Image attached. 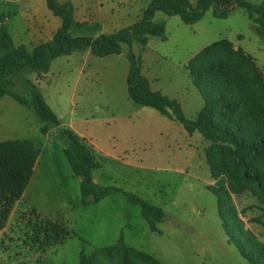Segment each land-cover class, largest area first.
<instances>
[{
	"label": "rangeland",
	"instance_id": "rangeland-1",
	"mask_svg": "<svg viewBox=\"0 0 264 264\" xmlns=\"http://www.w3.org/2000/svg\"><path fill=\"white\" fill-rule=\"evenodd\" d=\"M56 1L70 2L79 10L109 8L119 16L122 28L136 22L151 2ZM246 1L257 5L263 0ZM27 8L33 9L36 18L50 14L45 0H0V16L6 19L15 41L28 24L24 20L33 21L31 15L22 17ZM153 22L164 23L165 41L149 37L145 46L134 41L131 46L121 45L119 55H90L85 63L82 53H73L53 60L46 73L24 77L35 84L61 126L75 131L91 149L100 164L92 172L97 185L135 194L163 210L164 220L157 225L160 234L150 232L139 208L121 195L81 205L79 179L72 173L55 131L42 135L33 109L4 96L0 99V142L31 140L40 145L43 154L23 198L14 203L0 229V264H79L80 252L89 256L120 241L160 264H248L228 242L217 215L216 197L206 189L218 184L228 192L226 207L235 216L233 223L264 246V203L252 186L233 190L225 174L211 178L206 154L218 158L225 150L198 133L189 136L157 111L133 104L125 82L126 54L131 51L140 56L151 91L175 101L183 116L193 120L204 100L188 71L190 61L208 45L226 40L253 59L264 82V40L240 8H234L225 19L214 18L209 9L194 25L161 12L155 13ZM13 91L25 97L29 94L20 78ZM256 103L262 106L259 99ZM45 223L51 228L63 227L70 236L42 250L35 230ZM99 264L122 263L100 257Z\"/></svg>",
	"mask_w": 264,
	"mask_h": 264
},
{
	"label": "trees",
	"instance_id": "trees-1",
	"mask_svg": "<svg viewBox=\"0 0 264 264\" xmlns=\"http://www.w3.org/2000/svg\"><path fill=\"white\" fill-rule=\"evenodd\" d=\"M45 4L60 20V26L49 41L31 49L13 43L0 16V99L8 96L19 105L32 108L42 135L51 129L55 131L62 142L63 155L79 179L81 205H95L109 196L121 195L139 208L149 231L160 234L157 225L164 220L163 210L135 194L97 185L92 172L99 169L100 164L91 149L70 129L60 126L38 88L24 75L46 73L53 60L73 53L89 51L92 56L102 58L121 54V45L131 46L134 41L142 46L147 44L149 37L165 41L164 23L153 22L156 12L176 16L185 25H194L209 9L214 18L225 19L234 8H240L254 24L257 35L264 40V0L257 5L246 0H195L193 4L190 0H151L130 26L98 35V24L75 21L70 2L45 0ZM126 58L129 63L126 76L129 99L175 121L189 136L198 133L206 142L224 149V154L218 158L212 153L206 154L211 178L217 179L220 174H225L233 190L252 186L264 203V82L253 59L240 49H234L226 40L214 42L200 51L190 61L188 71L204 100V107L193 120H188L175 101L151 91L148 79L142 74L140 56L129 51ZM16 78H20L24 89H27V97L13 91ZM257 99L262 106L256 103ZM40 150V145L27 139L0 142V229L14 203L22 196ZM206 189L216 197L217 215L228 242L248 264H264V246L254 242L233 223L235 216L226 207L229 195L223 185L207 186ZM32 213L37 215L33 210ZM35 233L40 236L37 244L42 250L61 244L70 236L63 227L53 225L51 228L46 223L40 225ZM100 257L116 259L122 264H135L137 261L160 264L121 241L89 256L80 252L79 264H99Z\"/></svg>",
	"mask_w": 264,
	"mask_h": 264
},
{
	"label": "crops",
	"instance_id": "crops-1",
	"mask_svg": "<svg viewBox=\"0 0 264 264\" xmlns=\"http://www.w3.org/2000/svg\"><path fill=\"white\" fill-rule=\"evenodd\" d=\"M32 11H33V9H31V8H27V10L23 11V15H22L23 18L28 19L29 15H31L33 18V21L31 23L29 20H24V22L28 23V24H26V26H25L23 35H21V37H18L16 41L12 38V35H11V38H12L13 43L15 45H23L27 49H31L32 47H34L40 43H44V42L49 41L52 38L55 31L60 26V20L57 17H55L50 11H49L50 14L47 13L43 17H39V18H36L35 14L32 13ZM25 12L27 14H25ZM112 13H113V11L111 9L106 8V7L103 9L102 6H95L94 8H86V9H82V10H79L73 6V15H74V19L76 22H79V23L87 22V23H93V24L95 23V24H98L100 26V31L97 32L96 35H98V34H109V33L118 31L120 29H123L122 27H119L120 26L119 16L113 15ZM104 20H107V22H105ZM3 22L5 24V22H6L5 18H3ZM124 28H126V27H124ZM8 30H9V28H8ZM9 33H10V30H9ZM147 44H148V41H147ZM78 53H82V55H83V59H82L83 61L82 62L83 63H85V61L88 60L90 55H91L89 53V51L78 52ZM125 82H126V78H125ZM126 94H127V85H126ZM127 97H128V95H127ZM128 99H129V97H128ZM60 126H61V122H60ZM63 127H65V126H63ZM68 129H70L73 133H75V131H73L71 128L68 127ZM75 134L77 135V133H75ZM42 154H43L42 151H40V154H39L37 161L34 165L33 172H34L35 168L37 167V165L39 164V157ZM22 198H23V194L21 196V199Z\"/></svg>",
	"mask_w": 264,
	"mask_h": 264
}]
</instances>
